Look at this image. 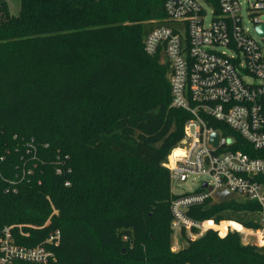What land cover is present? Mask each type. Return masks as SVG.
Returning a JSON list of instances; mask_svg holds the SVG:
<instances>
[{
  "label": "trees",
  "instance_id": "obj_1",
  "mask_svg": "<svg viewBox=\"0 0 264 264\" xmlns=\"http://www.w3.org/2000/svg\"><path fill=\"white\" fill-rule=\"evenodd\" d=\"M166 15L165 0H20L17 15L0 0V229L44 224L49 195L59 213L29 236L15 230L16 240L62 234L54 259L13 264H264V248L238 232L209 230L172 250L176 195L164 163L190 114L171 106L169 65L144 46ZM260 210L209 199L188 216Z\"/></svg>",
  "mask_w": 264,
  "mask_h": 264
},
{
  "label": "built area",
  "instance_id": "obj_2",
  "mask_svg": "<svg viewBox=\"0 0 264 264\" xmlns=\"http://www.w3.org/2000/svg\"><path fill=\"white\" fill-rule=\"evenodd\" d=\"M165 11L166 21L153 23L144 46L148 54H161L168 63L171 106L187 110L190 116L164 166L172 182H185L190 175L210 180L193 192L175 194L172 250L178 251L186 245L183 240L195 241L209 230L222 237L238 232L243 244L260 246L264 243V155L260 154L264 150V34L258 26L264 24V0H165ZM15 183L11 180L5 191H16ZM223 191L231 193L226 199L258 202L259 226L231 218L216 221L188 216L192 206ZM47 198L52 212L44 224L18 222L0 229V264L43 263L56 257L53 247L61 241L59 228L34 246L18 243L14 232L29 236V228L51 222L58 209Z\"/></svg>",
  "mask_w": 264,
  "mask_h": 264
},
{
  "label": "rangeland",
  "instance_id": "obj_3",
  "mask_svg": "<svg viewBox=\"0 0 264 264\" xmlns=\"http://www.w3.org/2000/svg\"><path fill=\"white\" fill-rule=\"evenodd\" d=\"M8 3H9V9H10L11 14L17 15L19 13V10H20V0H8ZM247 24L251 28V30L253 31L252 25L248 22H247ZM203 181H210V180L208 177H206L204 175H190L188 177L187 181H185V182H175V181L172 182V192L174 194L193 192L199 188V186L201 185V183ZM238 198L240 200L243 199L241 197H238ZM218 199H220L218 196H214V200H218ZM58 213H59V209H58ZM233 214H234L233 219L239 220L241 222L249 220V219H254L257 221L261 220V217L257 213L241 212V213H233ZM183 241L185 242V240H183ZM259 247L264 248V243L262 245H260Z\"/></svg>",
  "mask_w": 264,
  "mask_h": 264
},
{
  "label": "water",
  "instance_id": "obj_4",
  "mask_svg": "<svg viewBox=\"0 0 264 264\" xmlns=\"http://www.w3.org/2000/svg\"><path fill=\"white\" fill-rule=\"evenodd\" d=\"M258 31H259L260 34H262V35L264 34V24L258 26ZM213 136L216 138V140H215V143H216L217 142L218 133L215 132L213 134ZM217 195H218V197L220 199L225 200L228 196L231 195V193L227 192V191H223V192H218Z\"/></svg>",
  "mask_w": 264,
  "mask_h": 264
}]
</instances>
